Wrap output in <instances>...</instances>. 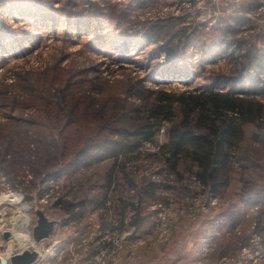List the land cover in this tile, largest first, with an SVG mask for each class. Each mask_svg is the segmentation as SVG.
Masks as SVG:
<instances>
[{
    "label": "rangeland",
    "instance_id": "1",
    "mask_svg": "<svg viewBox=\"0 0 264 264\" xmlns=\"http://www.w3.org/2000/svg\"><path fill=\"white\" fill-rule=\"evenodd\" d=\"M137 76L151 88L222 90L264 102V0H0V228L14 235L0 253L26 243L25 216L36 241L39 210L67 233L135 212L129 223L136 224L122 228L131 237L125 264H217L251 246L264 196L240 198L264 188V128H247L232 158L262 167L235 163L216 195L191 160L174 172L154 154L167 140L165 127L158 144L143 142L139 154L108 157L118 144L79 152L117 126L115 119L101 126L94 110L107 96L126 97ZM71 161L78 164L70 168Z\"/></svg>",
    "mask_w": 264,
    "mask_h": 264
},
{
    "label": "trees",
    "instance_id": "2",
    "mask_svg": "<svg viewBox=\"0 0 264 264\" xmlns=\"http://www.w3.org/2000/svg\"><path fill=\"white\" fill-rule=\"evenodd\" d=\"M156 36L153 35L154 38ZM168 36L172 38L174 34ZM169 51L168 58L177 56L176 53ZM138 77L136 81L127 85L126 97L107 96L105 103L101 105V110L93 109L95 118L99 117L102 122L101 126L105 122L104 119L109 121L115 119L113 123L117 126L110 128L108 135L102 132L91 138L89 142L87 140L84 147L79 150L80 153L83 154L87 150L86 154L89 147H91L89 149L100 147L102 150L109 151L112 144H118L122 147L121 150L109 151L108 157L118 160L126 150L131 155L139 154L143 142L158 144L156 136L165 127L167 140L158 145V151L154 154L162 156L166 168L174 172L178 170L182 160H191L197 167V179L214 195L228 185V174L232 172L235 163H239L242 169L262 167V164L255 159L250 160L249 163H240L233 162L232 158L237 151L240 152L239 143L244 138L247 128L251 126H254L256 130L264 128L263 101L222 90L211 89L197 92L151 88L144 83L143 78L138 79ZM72 83L69 78L68 86ZM112 85H115L113 81L108 87ZM71 115H74L73 109ZM116 117H123V121L116 122L120 119ZM71 120H74V117ZM105 127H107L106 123ZM110 134L115 137H109ZM254 135L256 138L261 137L259 131ZM262 142L264 143V138ZM64 148H67V145ZM61 155L65 156V150L61 151ZM102 158L104 157L99 159ZM74 161L69 163L70 168L78 164ZM115 165L117 166L116 163ZM64 168L61 167L47 175L55 177L63 172ZM262 196H264V188L247 193L240 198V201L258 203ZM69 209L71 219H81L74 212L75 207L72 209L70 206ZM137 216L136 212L134 217ZM135 222L130 221L129 227H132ZM254 232L264 234V215L257 218Z\"/></svg>",
    "mask_w": 264,
    "mask_h": 264
},
{
    "label": "built area",
    "instance_id": "3",
    "mask_svg": "<svg viewBox=\"0 0 264 264\" xmlns=\"http://www.w3.org/2000/svg\"><path fill=\"white\" fill-rule=\"evenodd\" d=\"M134 214L135 212L130 213L128 221L124 222L108 220L107 224L102 226L98 223L93 224L92 230L90 231L89 228L86 232L81 229V226H78L79 229L75 232L61 231L67 230L65 224L59 225L62 228L56 232L55 224L49 238L41 242H32L29 230L27 242H19V245L14 247L17 250L15 253H10V248L7 247L5 252L0 253V259H10L14 254L34 250L38 256L31 264H125L122 260L123 251L131 237L127 240L126 235L129 233L122 231V228L129 227V219ZM76 220L80 219H72L71 222H77ZM120 223H122L121 226ZM253 227L255 229L256 222ZM6 232L10 233L8 238L5 237ZM13 239L12 230L0 228V251L4 249L5 242ZM250 245L244 248L238 257H224L217 264H264V249L261 238L256 232L250 239Z\"/></svg>",
    "mask_w": 264,
    "mask_h": 264
},
{
    "label": "water",
    "instance_id": "4",
    "mask_svg": "<svg viewBox=\"0 0 264 264\" xmlns=\"http://www.w3.org/2000/svg\"><path fill=\"white\" fill-rule=\"evenodd\" d=\"M38 221L34 228V238L37 242H41L44 239L49 238L52 233L56 221L50 220L46 214L39 210L37 211ZM10 236L9 232H6L5 237ZM38 254L34 250H25L21 254H14L10 259L1 258L0 264H31L35 261Z\"/></svg>",
    "mask_w": 264,
    "mask_h": 264
},
{
    "label": "bare ground",
    "instance_id": "5",
    "mask_svg": "<svg viewBox=\"0 0 264 264\" xmlns=\"http://www.w3.org/2000/svg\"><path fill=\"white\" fill-rule=\"evenodd\" d=\"M10 197H12V196H10ZM14 197H15L16 202H19V203L21 202V200H22L21 195L14 196ZM19 205H20L22 211H24V212L27 211V209L29 208L23 202L20 203ZM28 223H29V217L28 216H25L24 219H22L21 223H20L21 224V228L20 229L22 230V233L26 235V236L23 237L26 242H27V240L29 238V230L27 228ZM9 252L10 253H15V252H17V250L11 249V250H9Z\"/></svg>",
    "mask_w": 264,
    "mask_h": 264
}]
</instances>
